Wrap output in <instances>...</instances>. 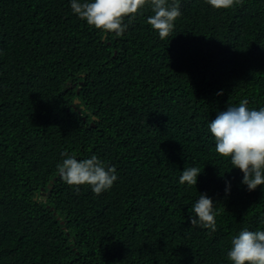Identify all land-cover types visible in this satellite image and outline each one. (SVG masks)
<instances>
[{
	"label": "trees",
	"instance_id": "trees-1",
	"mask_svg": "<svg viewBox=\"0 0 264 264\" xmlns=\"http://www.w3.org/2000/svg\"><path fill=\"white\" fill-rule=\"evenodd\" d=\"M180 12L161 39L150 3L116 36L70 0H0V264H231L232 237L264 230V185L247 190L208 128L241 100L264 108V0ZM62 152L118 179L70 186ZM200 193L215 232L190 224Z\"/></svg>",
	"mask_w": 264,
	"mask_h": 264
},
{
	"label": "clouds",
	"instance_id": "clouds-1",
	"mask_svg": "<svg viewBox=\"0 0 264 264\" xmlns=\"http://www.w3.org/2000/svg\"><path fill=\"white\" fill-rule=\"evenodd\" d=\"M242 2L206 0L214 9H228ZM148 3L154 14L148 17L147 23L161 39L168 37L174 29L175 20L181 16L180 0H172L171 4L168 0H70V7L90 27L122 36L136 14ZM126 17L129 18L127 23L124 22ZM247 105L246 99L241 100L238 106L229 105L225 111L217 113L208 128L215 141L216 153L228 158L232 169L240 170L243 174L241 183L251 192L264 185V108L249 110ZM61 156L64 159L56 165L57 172L70 186L87 184L99 196L111 189L118 179L116 168L106 166L96 155L79 161L67 152H62ZM200 174L197 167L185 168L179 182L196 185ZM230 189L231 183L226 181V195ZM189 213L191 226L216 231L217 213L214 201L207 193H200ZM227 260L231 264H264V230L250 231L244 228L233 236Z\"/></svg>",
	"mask_w": 264,
	"mask_h": 264
},
{
	"label": "water",
	"instance_id": "water-1",
	"mask_svg": "<svg viewBox=\"0 0 264 264\" xmlns=\"http://www.w3.org/2000/svg\"><path fill=\"white\" fill-rule=\"evenodd\" d=\"M77 92H78V89H77ZM79 101L78 100H74V103H78ZM56 179V177H53V179L51 180V183ZM51 188V184L48 185V190H47V193H49V189ZM41 195H44L45 192L43 190V188H41V192H40Z\"/></svg>",
	"mask_w": 264,
	"mask_h": 264
}]
</instances>
